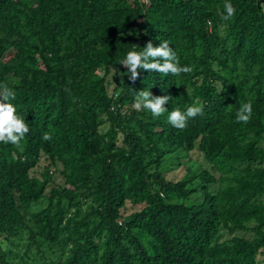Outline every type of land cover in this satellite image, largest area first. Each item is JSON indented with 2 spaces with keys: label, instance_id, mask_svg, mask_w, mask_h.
I'll use <instances>...</instances> for the list:
<instances>
[{
  "label": "trees",
  "instance_id": "trees-1",
  "mask_svg": "<svg viewBox=\"0 0 264 264\" xmlns=\"http://www.w3.org/2000/svg\"><path fill=\"white\" fill-rule=\"evenodd\" d=\"M259 1L230 0L225 22L224 0H0V84L29 127L20 148L0 142V264H264ZM165 40L190 73L122 74L129 50ZM141 90L169 95L167 111L134 109ZM197 104L185 128L168 122ZM170 153L180 179L161 169ZM42 159L62 177L48 191Z\"/></svg>",
  "mask_w": 264,
  "mask_h": 264
},
{
  "label": "clouds",
  "instance_id": "clouds-1",
  "mask_svg": "<svg viewBox=\"0 0 264 264\" xmlns=\"http://www.w3.org/2000/svg\"><path fill=\"white\" fill-rule=\"evenodd\" d=\"M235 11L230 0H224L222 7L217 8L216 14L226 22L234 17ZM119 63L127 69V73L122 74H130L129 79L132 81L138 78V69L163 73L165 76L169 73L179 76L192 71L190 66H180L177 54L166 40L155 47L148 42L141 52L129 50ZM170 98L169 95L154 96L149 90H141L135 93L133 107L138 111L146 109L153 117H158L167 111L164 105ZM12 99H15V93L6 84H0V142L11 143L20 148L29 127L24 117L16 115L15 107L9 102ZM197 115H203V106L200 104L188 106L183 112L177 108L169 112L168 122L177 129H183L187 126L188 120L194 119ZM251 117L252 102L249 100L241 103L235 114L236 121L247 124ZM42 138L48 141L52 137L46 132Z\"/></svg>",
  "mask_w": 264,
  "mask_h": 264
},
{
  "label": "rangeland",
  "instance_id": "rangeland-1",
  "mask_svg": "<svg viewBox=\"0 0 264 264\" xmlns=\"http://www.w3.org/2000/svg\"><path fill=\"white\" fill-rule=\"evenodd\" d=\"M101 72L103 73V71H101ZM113 74H114V72L111 71L108 78L112 79L111 77ZM118 75L121 76V73H118ZM113 87H114V82H112V84L110 85L109 90L111 91V89ZM114 94H115V92H114ZM107 126L108 125L105 122L103 124V129L107 128ZM199 155H200L199 152H197L196 150H194L188 154L191 161H193V165H195L197 162H199V160H200ZM45 167L49 168L48 169V175H46L45 181H44L46 191H48V189L50 187L56 186L58 184L60 185V183L62 182V177L59 174L57 167H53V166L49 167V164L45 159H42L40 161V163L38 165V169H37L38 172L44 170ZM161 169L164 170V172H166V176L168 178H174V179H180L186 173V167L182 163H180L179 160L176 158V153H170L169 155H167L163 158ZM195 184L198 185V181H196ZM217 188H218L217 184L212 183V184L208 185L209 192H211L212 194H213V192H215L217 190ZM197 199L201 200V197H198ZM197 199H195V200L197 201ZM189 201L190 200L187 199L186 203H189ZM42 204L43 203H40L38 205L36 204V205H34V208H36V209L40 208V206ZM135 210H136V208L131 203L128 202L126 204V207L124 208V210H122V213L124 212L126 214H130L131 212H133ZM24 213L26 214V216L28 215L27 212L24 211ZM226 237H228V234L224 233L223 238H226ZM1 246H2V248H4L8 245L6 244L5 241L1 240ZM21 250H22L21 247L17 249L19 254L21 253ZM28 260L33 261V258L31 257V255H30Z\"/></svg>",
  "mask_w": 264,
  "mask_h": 264
},
{
  "label": "water",
  "instance_id": "water-1",
  "mask_svg": "<svg viewBox=\"0 0 264 264\" xmlns=\"http://www.w3.org/2000/svg\"><path fill=\"white\" fill-rule=\"evenodd\" d=\"M262 1H264V0H260V1H259V3H258V5H259V4H260V2H262Z\"/></svg>",
  "mask_w": 264,
  "mask_h": 264
}]
</instances>
